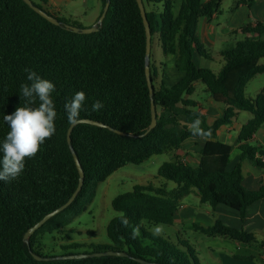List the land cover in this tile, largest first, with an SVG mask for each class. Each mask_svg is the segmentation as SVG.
I'll return each mask as SVG.
<instances>
[{
  "label": "trees",
  "instance_id": "1",
  "mask_svg": "<svg viewBox=\"0 0 264 264\" xmlns=\"http://www.w3.org/2000/svg\"><path fill=\"white\" fill-rule=\"evenodd\" d=\"M222 1L142 0L152 37L158 35L164 56L174 58L176 71L183 76L168 84L163 63L162 78L157 82L158 71L152 72L150 67L157 125L141 136L151 123V99L145 75L146 35L136 0H109L102 25L89 34L52 24L23 0H0V157L10 131L4 116L18 107L39 104L38 98L35 104L28 105L22 97L21 85L31 83L25 69L55 84L51 98L57 112L55 135L41 145L34 158L26 159L18 179L0 181V264H142L137 259L158 264H200L186 242L176 244L155 235L144 227V222L173 225L182 198L191 193L213 210L219 205L234 210L241 224L251 206L264 203V185L250 191L242 184L244 161L264 167L259 158L264 151L249 144L264 125V88L254 98L244 96L249 82L264 74V22L245 24L235 32H240L243 38L221 52L223 66L217 73L199 68L194 62L195 55L213 59L199 40L197 30L200 19L220 13ZM236 1L244 4L252 0ZM106 2L101 0V13ZM199 81L223 107L212 124L196 110L198 103L190 98ZM78 91L86 94L80 119L97 121L106 127L78 124L73 128L71 146L84 171L83 187L71 205L31 236L28 247L23 241L28 229L65 204L79 183L67 141L71 124L64 108ZM97 100L104 107L94 112L92 104ZM241 112L249 113L251 118L240 130L239 162L230 170L233 147L219 140L218 131L237 120ZM197 118L205 131H211L210 138L192 134L189 126ZM188 141L202 142L195 167L184 163L177 154ZM164 153H173V157L159 167L158 176L172 182L174 187L140 185L116 196L112 208L119 215L107 225L109 243L96 245L91 252L118 251L127 257L34 259L29 248L43 256L36 250L41 236L63 230L83 213L92 202L98 183L127 164H141ZM122 217L129 219L128 227L121 224ZM138 224L140 233L133 239L132 232ZM192 227L204 235L240 244L259 242L252 233L219 218L211 226L194 223ZM259 243L264 250V242Z\"/></svg>",
  "mask_w": 264,
  "mask_h": 264
},
{
  "label": "rangeland",
  "instance_id": "2",
  "mask_svg": "<svg viewBox=\"0 0 264 264\" xmlns=\"http://www.w3.org/2000/svg\"><path fill=\"white\" fill-rule=\"evenodd\" d=\"M31 1L57 16L66 24L81 28L92 27L102 14L101 0ZM236 2V0L222 1L220 13L213 21L219 32H224L228 23L238 25L239 20L241 21V17L232 14ZM150 6L152 5L150 4ZM158 7L161 9L160 5ZM220 38L223 39V36ZM236 38V40H240L243 35L239 32ZM228 41L229 38L227 41L223 40L212 47H207L213 59H203L205 67L215 73L221 69L223 60L220 53L233 44L232 42H235ZM168 58L164 56L159 37L155 34L151 39L150 67L152 72L158 71L157 82L162 78L163 65L161 66V64L167 63ZM169 75H171L170 72ZM263 88L264 74H260L249 82L244 96L245 98H254ZM208 97L209 94L206 92L203 82H196L195 92L190 98L206 106ZM158 113L161 114V109L158 110ZM250 117L249 113L241 112L237 122L245 123ZM172 157L173 153H164L153 156L141 164H127L116 170L105 181L97 184L95 196L86 210L74 217L63 230L46 232L37 242L36 250L46 257H58L91 253L94 246L109 243L107 225L110 220L119 215L112 208L113 199L140 185L153 184L155 186L166 185L168 188L174 187L172 182L158 176L159 167L171 160ZM190 165L196 166L193 163ZM254 181V179H244L242 184L247 190L254 191ZM181 204V210L173 225L145 221L144 227L154 234L155 227L160 226L162 232L159 236L176 244L179 241L186 242L200 264H264V250L259 243L260 241L264 242V233H255L259 242L240 244L228 238L204 235L192 227L194 223L204 227L211 226L216 218L225 219L227 224L235 226L241 222L237 212L223 205H219L213 210L209 205L201 204L195 193L183 197Z\"/></svg>",
  "mask_w": 264,
  "mask_h": 264
},
{
  "label": "clouds",
  "instance_id": "3",
  "mask_svg": "<svg viewBox=\"0 0 264 264\" xmlns=\"http://www.w3.org/2000/svg\"><path fill=\"white\" fill-rule=\"evenodd\" d=\"M28 73L27 80L30 84L21 85V94L28 105L36 103V107H18L14 113L4 116V121L8 124L10 131L2 144V157H0V181L10 182L20 177L25 168L26 159L34 158L40 151L41 145L50 139L56 132L55 120L57 112L55 104L51 98L55 91V84L43 79L37 72L25 69ZM86 94L78 91L72 99L64 105L68 122L75 126L80 123V113L84 110ZM104 107L99 100L92 104V111H99ZM202 121L197 118L189 126L194 136L202 139L211 137V131H205L201 127ZM121 224L128 227L129 219L121 218ZM162 232L160 226H156L154 234ZM140 233V225H136L132 232L135 239Z\"/></svg>",
  "mask_w": 264,
  "mask_h": 264
},
{
  "label": "crops",
  "instance_id": "4",
  "mask_svg": "<svg viewBox=\"0 0 264 264\" xmlns=\"http://www.w3.org/2000/svg\"><path fill=\"white\" fill-rule=\"evenodd\" d=\"M232 14L241 17V21L239 20L238 25L228 23L224 28V32H219L216 25H214L213 21L218 17V15H214L210 19L207 18L200 19L197 35L199 40L201 41V43H203L206 49L207 47L214 46L217 42L221 43L223 40L227 41V38H229L228 42L236 41L237 39L236 37L238 34L235 32L245 24H249V23L255 24L258 21L264 22V0H252L251 2L244 4L236 3L235 7L233 8ZM220 36H223V39L220 38ZM228 42H224V43L227 44ZM202 60L203 58L201 59L196 55L194 56V62L197 65V67L207 68L204 66ZM164 69L166 72L165 80L167 81L168 84L176 83L183 76L182 73L176 71L175 61L173 57L167 59V63H165ZM169 72L171 73V75H169ZM208 99L209 100L207 101L206 106H203L202 104L196 101L198 103L196 110L199 111L201 114L206 115L209 124H212L214 120H216L221 115L223 107L212 96L209 95ZM245 123H238L237 120H235L232 124L223 126L218 131L219 140L233 147V150L230 155L231 161L228 165V169L230 170H232L235 167V165L239 162L240 151L238 149L239 146L238 137L240 134V130ZM249 144L259 146L264 151V125L253 136L252 140L249 141ZM201 146H202L201 141H188L183 146V148L177 152V154L181 157V160L184 163H189V164L193 163L197 165L198 160L196 156H198V152ZM259 158L264 164V154L262 156H259ZM242 170H243L244 179L255 180L253 182L255 187L254 190H257L261 185H264V167L259 168L254 164H252L250 161L246 160L242 163ZM254 206L256 207L253 208ZM223 221L226 222L225 219ZM237 225L235 226L231 225V226L239 229L242 228L246 232L252 233L254 236L255 233H264V203L260 201L255 203L253 206H251L248 209V215L244 224H241L240 222Z\"/></svg>",
  "mask_w": 264,
  "mask_h": 264
},
{
  "label": "water",
  "instance_id": "5",
  "mask_svg": "<svg viewBox=\"0 0 264 264\" xmlns=\"http://www.w3.org/2000/svg\"><path fill=\"white\" fill-rule=\"evenodd\" d=\"M32 10H34L36 13H38L39 15H41L43 18H45L46 20H48L49 22H51L52 24L59 26V27H63L67 30H70L74 33H80V34H89L92 32H96L99 30V27L102 25V22L106 16L107 10L109 8V0H107L102 14L100 16V18L98 19V21L89 28H81V27H76L73 25H69L66 23H63L61 21H59L56 17L49 15L48 13H46L44 10H42L41 8L37 7L36 5L33 4V2L31 0H23ZM138 7L140 9V14L143 20V25H144V29H145V35H146V50H145V75H146V80H147V85L149 88V92H150V99H151V123L150 126L148 127L147 131L142 134L146 135L148 132H150L151 130H153L156 125H157V116H156V109H155V105L153 103V94H154V89L152 86V79H151V73H150V52H151V29H150V25L149 22L147 20V16H146V12L144 9V5L142 0H136ZM79 124H90V125H94V126H99V127H106L105 125H103L100 122L97 121H93V120H89V119H80V123ZM78 125V124H77ZM76 126V125H75ZM73 125H70L68 132H67V141L68 144L70 146V149L72 151L73 157H74V161L79 173V183L78 186L76 188V190L74 191V193L72 194V196L68 199V201L63 204L62 206H60L59 208L55 209L54 211L46 214L40 221H38L35 225H33L31 228L28 229V231L25 233L24 237H23V241L26 245H28L29 247V240L31 238V236L41 227L43 226L48 220H50L51 218H53L54 216H56L57 214L61 213L62 211H64L69 205H71V203L74 201V199L76 198V196L78 195V193L80 192V190L83 187V183H84V171L81 167L80 161L75 153V151L73 150L72 146H71V133L73 128L75 127ZM112 130V129H111ZM116 133L122 134V135H126L122 132H119L117 130H114ZM29 251L31 253V255L34 257V259L38 260V261H53V260H80V259H87V258H95V257H104V256H115V257H127L128 255L124 252H118V251H106V252H95V253H87V254H77V255H65V256H58V257H43L40 255H37L35 253H33L30 248ZM138 262L142 263V264H158V263H149L147 261L144 260H140L137 259Z\"/></svg>",
  "mask_w": 264,
  "mask_h": 264
}]
</instances>
